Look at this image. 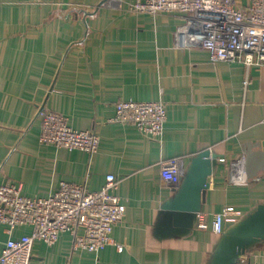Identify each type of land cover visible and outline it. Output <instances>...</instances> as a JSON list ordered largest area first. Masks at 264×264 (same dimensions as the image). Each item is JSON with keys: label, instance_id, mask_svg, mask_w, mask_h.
Segmentation results:
<instances>
[{"label": "crops", "instance_id": "0c3cea01", "mask_svg": "<svg viewBox=\"0 0 264 264\" xmlns=\"http://www.w3.org/2000/svg\"><path fill=\"white\" fill-rule=\"evenodd\" d=\"M133 2L0 0V185L21 184L22 194L35 198L61 181L99 190L113 174L126 207L112 232L122 251L73 250L72 236L62 233L51 246L35 240L29 264H209L220 236L196 228L172 234L175 189L160 177L162 160L181 156L186 165L205 148L224 159L200 212L208 224L225 207L240 210L242 217L226 218L227 229L264 204V168L247 178L263 153L264 66L247 73L240 63L212 64L196 30L181 31L182 13L135 14ZM121 100L163 101L161 138L110 123ZM40 111L93 131L97 151L40 143ZM30 231L19 227L12 237ZM7 238L0 226V254ZM239 264H264V240Z\"/></svg>", "mask_w": 264, "mask_h": 264}, {"label": "built area", "instance_id": "2783aa9c", "mask_svg": "<svg viewBox=\"0 0 264 264\" xmlns=\"http://www.w3.org/2000/svg\"><path fill=\"white\" fill-rule=\"evenodd\" d=\"M42 3V0H31ZM110 1V0H109ZM116 5V0H111ZM135 14L184 15L186 25L194 29L199 46L209 54L212 64L240 63L246 72L264 66V0H134L128 7ZM248 74L243 84L248 85ZM39 141L68 150H80L93 155L99 137L91 130L72 128L60 113L41 111ZM167 118L166 105L161 100H121L115 104L110 123L131 124L148 138L158 140ZM223 162V158H219ZM184 158L173 157L160 162L162 184L176 188L185 170ZM231 176V175H230ZM233 175V180L242 179ZM231 180V179H230ZM117 178L107 174L99 190L89 191L83 184L61 181L56 190L45 197L22 194L21 184L5 182L0 185V226L8 238L2 247L0 264H29L33 242L39 240L51 246L62 233L72 236L73 250L98 253L108 245L118 251L123 247L112 237L113 227L125 215V203L115 191ZM242 217L240 210L223 208L214 213L208 224L204 215H197L195 228L211 230L220 236L226 230L227 217ZM19 227L30 228V233L14 238Z\"/></svg>", "mask_w": 264, "mask_h": 264}, {"label": "water", "instance_id": "95a60500", "mask_svg": "<svg viewBox=\"0 0 264 264\" xmlns=\"http://www.w3.org/2000/svg\"><path fill=\"white\" fill-rule=\"evenodd\" d=\"M257 147L263 152L260 154V164L247 170V178L256 175L259 168H264V141ZM219 158L217 153L205 148L186 164L170 202L172 234L187 236L195 228L197 215L206 201L211 177L219 167ZM263 240L264 204H259L220 235L209 264H239L241 257Z\"/></svg>", "mask_w": 264, "mask_h": 264}]
</instances>
